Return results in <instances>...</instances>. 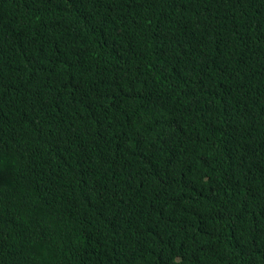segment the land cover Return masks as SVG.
Returning <instances> with one entry per match:
<instances>
[{"label":"trees","instance_id":"trees-1","mask_svg":"<svg viewBox=\"0 0 264 264\" xmlns=\"http://www.w3.org/2000/svg\"><path fill=\"white\" fill-rule=\"evenodd\" d=\"M0 264H264V0H0Z\"/></svg>","mask_w":264,"mask_h":264}]
</instances>
